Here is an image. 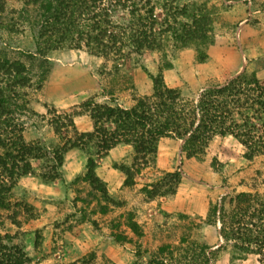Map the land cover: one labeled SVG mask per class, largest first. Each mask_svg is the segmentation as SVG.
<instances>
[{
	"label": "rangeland",
	"instance_id": "obj_1",
	"mask_svg": "<svg viewBox=\"0 0 264 264\" xmlns=\"http://www.w3.org/2000/svg\"><path fill=\"white\" fill-rule=\"evenodd\" d=\"M32 1L0 0V62L23 63L27 76L24 85L14 86L11 77L0 74V86L17 94L21 108L15 116L23 139L65 151L60 175L48 182L39 176V160H32L33 171L17 180L10 207L0 208V233L25 251L30 264H257L252 254L231 260L229 244L218 237L219 224L207 211L230 207L229 198L240 192L264 193V155L246 159L243 146L227 134L184 148L185 138L168 134L158 138L154 155L124 143L97 150L93 120L105 116L93 112L96 105L131 108L138 98H153L149 73L159 69L183 103L239 72L263 80L264 0L140 1L139 12L152 8L159 20L153 29L159 45L132 51L123 34L120 44H109L106 56L85 46L44 49L39 5ZM183 6L200 10L211 24L213 43L207 44L203 62L196 60L193 46L176 44L164 31V22ZM128 18V11L120 10L115 23ZM166 64L171 66L163 68ZM234 108L228 110L237 116ZM88 158L105 182L106 197L83 178ZM120 166L129 169L132 184L123 183ZM173 171L181 180L164 193L161 179ZM128 213L140 226V237L127 226Z\"/></svg>",
	"mask_w": 264,
	"mask_h": 264
},
{
	"label": "trees",
	"instance_id": "obj_2",
	"mask_svg": "<svg viewBox=\"0 0 264 264\" xmlns=\"http://www.w3.org/2000/svg\"><path fill=\"white\" fill-rule=\"evenodd\" d=\"M140 1L148 0H33L39 5L40 30L38 39L43 41L46 50L68 46H85L94 55L106 56L111 46L120 44L124 34L132 47L138 52L142 48L155 49L159 41L153 35L155 23L159 20L146 8L141 14ZM120 10H127L129 18L121 25L115 23ZM171 13V22L165 16L166 28L172 40L181 46L191 45L196 51V60L203 62L207 58L205 48L213 43L211 24L199 10L190 12L185 6ZM187 16L179 20L178 16ZM162 23V20H161ZM121 27L122 31L117 28ZM110 44V45H109ZM109 45V46H108ZM44 60V58H42ZM166 64L163 68L170 67ZM162 69V68H161ZM23 63L4 60L0 62V74L11 77L13 85L27 82ZM153 98H138L131 108L96 105L94 116L104 121L93 120L94 133L97 135V150H108L119 144H132L142 155H154L159 137L175 134L185 138L183 148L191 142L206 140L215 134L230 135L244 148L243 155L251 159L264 155V79L256 73L239 72L223 83H214L201 90L195 101L178 102L180 92L166 85L161 70L152 75ZM177 100V101H176ZM89 102V101H88ZM229 106L237 116L229 111ZM185 107H189L184 110ZM21 108L17 94L10 86H0V208L10 207V197L17 180L33 171L32 160H39V176L45 182L60 175L64 150L57 146L44 147L36 142H26L18 127L16 111ZM181 109V110H179ZM181 113H184L182 116ZM191 116L188 125L187 116ZM184 122V123H183ZM106 123H111L107 130ZM21 126V124H19ZM189 133L188 136H185ZM72 147L75 144L71 145ZM92 158L87 159L86 172L83 175L93 191L107 196L105 182L95 172ZM125 173V185L132 184L127 167H119ZM178 171L168 172L161 179L166 184L163 192H173L180 182ZM162 187V186H161ZM158 191V188L153 190ZM91 196L94 194L91 192ZM230 207H209L207 216L219 224L218 237L229 244L232 259L255 255L257 264H264V193L240 192L229 198ZM101 211H106L102 206ZM217 213L219 216L217 217ZM215 215L217 218H215ZM126 224L140 237L142 230L133 219V213L126 216ZM218 247V246H217ZM205 248V246H204ZM202 248V249H204ZM162 251V250H161ZM0 264H30L25 251L10 242V236L0 233Z\"/></svg>",
	"mask_w": 264,
	"mask_h": 264
},
{
	"label": "crops",
	"instance_id": "obj_3",
	"mask_svg": "<svg viewBox=\"0 0 264 264\" xmlns=\"http://www.w3.org/2000/svg\"><path fill=\"white\" fill-rule=\"evenodd\" d=\"M239 66V65H238ZM238 66H237V68H238ZM238 71V70H237Z\"/></svg>",
	"mask_w": 264,
	"mask_h": 264
}]
</instances>
